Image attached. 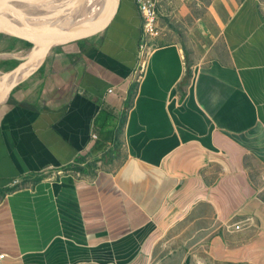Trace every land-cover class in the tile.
Masks as SVG:
<instances>
[{
	"label": "crops",
	"instance_id": "1",
	"mask_svg": "<svg viewBox=\"0 0 264 264\" xmlns=\"http://www.w3.org/2000/svg\"><path fill=\"white\" fill-rule=\"evenodd\" d=\"M199 1L159 7L140 83L142 18L121 0L5 93L1 264H264V5Z\"/></svg>",
	"mask_w": 264,
	"mask_h": 264
},
{
	"label": "bare ground",
	"instance_id": "2",
	"mask_svg": "<svg viewBox=\"0 0 264 264\" xmlns=\"http://www.w3.org/2000/svg\"><path fill=\"white\" fill-rule=\"evenodd\" d=\"M79 1H81V5L77 17L70 24H66L63 17L67 8ZM97 1L99 0H0L1 27L27 35H33L41 31H49V33L40 36L39 40L42 39V42L40 41L38 46L34 47V50L37 52L35 55L33 54L34 56L31 60H34L31 63L22 66L16 72L0 79V85L2 87L0 90V96L5 95V93L9 92L13 87L27 79L37 69L44 59L45 48L47 46L64 40L63 38L52 34L53 32L71 34L87 28L81 26L88 17L92 4H95ZM113 10V0H104L99 17L93 25L103 20ZM50 31H52V33ZM29 58L30 57L27 59ZM37 60V65L26 75L21 78H15L17 75L19 76L23 67L25 71ZM8 79L11 80L7 81Z\"/></svg>",
	"mask_w": 264,
	"mask_h": 264
},
{
	"label": "built area",
	"instance_id": "3",
	"mask_svg": "<svg viewBox=\"0 0 264 264\" xmlns=\"http://www.w3.org/2000/svg\"><path fill=\"white\" fill-rule=\"evenodd\" d=\"M138 4V8L140 11V15L142 18V35L140 38L138 52H137V60L136 65L133 71L134 80L136 83L142 82L147 71V65L150 61L153 53L158 48L156 41L162 35V30L159 25V7L168 0H136ZM184 3L189 2H197L199 0H181ZM113 90H110L112 92ZM98 136L96 134L92 135V139H97ZM58 174H66L67 171H56ZM21 181L16 180L13 181L12 185L17 186L20 185ZM241 227L238 226L237 229ZM7 257L5 254H0V264Z\"/></svg>",
	"mask_w": 264,
	"mask_h": 264
},
{
	"label": "rangeland",
	"instance_id": "4",
	"mask_svg": "<svg viewBox=\"0 0 264 264\" xmlns=\"http://www.w3.org/2000/svg\"><path fill=\"white\" fill-rule=\"evenodd\" d=\"M260 1L264 5V0ZM80 5L81 1L68 7L65 12V17H67L66 24L77 15L80 10ZM33 50L34 46L25 41L0 34V79L16 72L26 61L31 60L34 54ZM28 57L30 58L27 59Z\"/></svg>",
	"mask_w": 264,
	"mask_h": 264
},
{
	"label": "water",
	"instance_id": "5",
	"mask_svg": "<svg viewBox=\"0 0 264 264\" xmlns=\"http://www.w3.org/2000/svg\"><path fill=\"white\" fill-rule=\"evenodd\" d=\"M113 3H114V10L109 15H107L103 20H101L100 22L96 23L95 25H93L91 27H87L85 29H82L80 31H77V32L71 33V34L64 33V32H53L52 33V31H50L52 34H55V35L63 38L64 40L56 42L50 46H47L45 48V55L50 50H52L54 48H57L59 46L71 43L73 41H77L79 39L91 36L93 34H96L99 31H101L102 29H104L114 19V17L118 14V12L121 8V0H113ZM45 33H49V31H41V32H38V33L33 34V35H27V34H22V33L11 31V30L5 29V28L0 26V34L1 35H6L9 37L18 39V40L25 41V42L33 45L34 47L38 46L40 36L42 34H45ZM33 60L26 61L23 64V66L31 63ZM4 98H5V95L0 96V104L4 101Z\"/></svg>",
	"mask_w": 264,
	"mask_h": 264
},
{
	"label": "trees",
	"instance_id": "6",
	"mask_svg": "<svg viewBox=\"0 0 264 264\" xmlns=\"http://www.w3.org/2000/svg\"><path fill=\"white\" fill-rule=\"evenodd\" d=\"M40 41V40H39ZM31 45V44H30ZM33 46V45H32ZM130 93V97L132 98L135 93H136V87L133 86V88H131V91L129 92Z\"/></svg>",
	"mask_w": 264,
	"mask_h": 264
}]
</instances>
